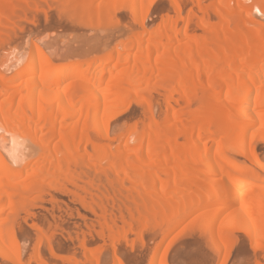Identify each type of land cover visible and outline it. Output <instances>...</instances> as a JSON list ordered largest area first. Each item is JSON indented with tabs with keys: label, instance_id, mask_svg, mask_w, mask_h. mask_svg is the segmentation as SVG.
Instances as JSON below:
<instances>
[{
	"label": "bare ground",
	"instance_id": "bare-ground-1",
	"mask_svg": "<svg viewBox=\"0 0 264 264\" xmlns=\"http://www.w3.org/2000/svg\"><path fill=\"white\" fill-rule=\"evenodd\" d=\"M166 1L0 0V45L47 2L67 6L82 24L112 23L115 10L131 16L123 40L93 63H56L32 44L27 66L13 79L0 74L3 139L40 149L16 169L0 155L1 264H53L58 240L48 216L63 207L77 219L88 264H102L96 255L110 256L109 245L115 264H125L116 255L130 234L142 238L154 227L166 237L200 212L189 223L201 224L216 251L230 253L241 232L263 264L264 21L255 14L264 19V0ZM132 107L133 121H115ZM46 190L54 192L49 201ZM38 200L48 203L39 204L47 223L34 219L42 224L30 226L35 236L18 223L39 214ZM162 242L146 264H174Z\"/></svg>",
	"mask_w": 264,
	"mask_h": 264
},
{
	"label": "rangeland",
	"instance_id": "rangeland-1",
	"mask_svg": "<svg viewBox=\"0 0 264 264\" xmlns=\"http://www.w3.org/2000/svg\"><path fill=\"white\" fill-rule=\"evenodd\" d=\"M65 1L66 0H61L62 3ZM51 2H50V4H49V2H47V4H46L47 7L45 5L44 11H41V12L33 15L32 17L29 15L28 18L29 17H31V18L19 20L20 23H19V21H17L18 26L16 24L17 27L15 26V29L7 34V39H5L6 37L4 38L5 40L3 39L4 42L3 43L1 42L2 44L0 45V72H1L0 74H6L7 76H9L10 79H13L17 75V73L20 72L19 71L20 68L27 66V64H28V62H27L28 51H29L32 44H36L37 46H39L41 48V50L44 52V54L49 59H51L53 62L62 63V64H64V63L65 64H68V63L87 64L90 62L91 63L95 62L97 60V57L106 53L105 51L111 50L112 47H114L116 43L121 42V40H123V37H125V30L128 28L127 27L128 24H127L126 19L128 17L129 18L131 17L130 13L126 10H115V12L112 15V23L108 22V20H106V22H105V20L102 21L103 19H105V18H102V20H100V21L98 20L97 22H94L96 24H91V23H93V21L87 22V24H86V22L82 24V22L76 20V18L73 15L70 16L67 14L68 10H66L67 8H65L67 6H64L62 9H58L56 7H53L54 5L57 6L56 2H54V3H51ZM155 4L157 7L160 6L161 4L162 5L167 4V7H168V2L166 0H162V1L156 0ZM232 6L234 7V4ZM55 8H56V10H55ZM60 10L63 11V13H65V14L62 15V12ZM169 10H171V9H169ZM171 14H173L172 11H171ZM255 16L258 20L264 21V19H261L262 16L260 14L257 13V14H255ZM72 18H75L76 24H74ZM151 18H153V17H151ZM80 22H81V24H80ZM109 27H111V28H109ZM107 29H109V30H107ZM109 31H110V33H109ZM107 33H109V34H107ZM111 35H112V37H111ZM126 37H127V34H126ZM124 40H125V38H124ZM105 47L108 49H106ZM100 51L103 53L101 54ZM114 64H115L114 62H111V65H114ZM24 80L25 79H21L18 82H15V84H13L12 82L9 81V82H6V85L7 86H12V85H18L19 86V85H21V82H23ZM5 98H6L5 95L0 97V106H1V102ZM19 100H20L19 97H16L13 100L14 104H16ZM135 110H137L136 107H134V108L132 107V108L128 109L127 111H125V113L123 112V114H121L120 116H117L115 118V121L119 120L118 121L119 123L122 124L123 122H125L128 125V120H129V122L132 120V115H133L132 112H134ZM137 111H139V108ZM156 115H158L157 117L163 116L161 113H158ZM127 118H131V120L127 119ZM0 125H1V123H0ZM5 135L6 134H3V132H0V136H1L0 137V139H1V141H0V155H2V157L7 159L6 161L8 162V164L13 169H16L18 167L20 168L21 165L23 166L22 160L24 158L27 157V159L30 160V158L33 156V154H35L36 152L37 153L35 154V156L37 154H39L38 152H40V149L35 148L33 143H31V144L29 143L30 144L29 145L27 143V141L21 140V142H18V145H19V143H21L20 144L21 146L19 145L18 147L17 146L14 147L11 144L9 135H7L6 141L4 140L5 139L4 137H6ZM8 142H10V143L8 144ZM23 143H25V144H23ZM10 147H11V150L13 149L12 150L13 153L11 152L10 149H8ZM12 147H14V148H12ZM261 147L264 150V145ZM263 150L261 151V156H260V158H263V159H261L262 163H264V151ZM230 153L232 154L234 159H237V161L242 162L245 159L244 156L242 154H240L237 150H231ZM8 154H10V155H8ZM31 154H32V156L30 157ZM20 158H23V159H20ZM32 158L34 159V156ZM32 158H31V160H32ZM20 163H22V164H20ZM30 166L31 165H28V166H25L24 168L30 167ZM250 186H252V185H248L247 187H250ZM46 191H45L46 193L43 196V198L45 200L49 201L48 199H51L50 196H52V194L54 192H52L51 190H46ZM38 196L39 195L37 193H33L32 195L27 196V198L29 201L30 200L32 201L33 199H35V197H38ZM43 198H41V199H43ZM35 202H37V201H35ZM39 204L40 205L41 204H43V205L47 204L48 205L47 202L44 203V200H40V201L38 200V203L35 204L36 207H38V209L37 210L35 209V211H37L39 214H37L35 212L36 215H35V213L33 215H31L29 218L30 220H28L27 223H25L22 220L19 221L20 224L18 223L19 226L17 225L19 230L25 228V230H28L29 232H32L34 234V232L32 230H34L33 228H35V227H30V226H33V225L35 226L37 224V222H35V221H38V222L46 225L47 222L44 223L45 220H44V218H42V217H44V215L42 217H40L43 213H46V212L45 211L42 212L43 209L41 211L42 206H39ZM39 207H40V210H39ZM62 209H63V211L66 210L65 207L61 208L60 210L62 211ZM146 209H147V207H146ZM57 210L58 209H56V212H55L56 215L54 213V214H50L48 216V223L50 225H52L51 232L53 231V233H54L53 235H55L54 237L58 240V242H57L58 244H55L56 245L55 248L57 249V254H56L57 257H55L56 260L53 258L54 259L53 264L54 263L55 264H71V262H73V261H71L70 258H74V257H75V259L77 258V261H79V262L82 261L83 264H88L87 251L86 252L83 251L80 243H78L81 241L80 240L77 241L78 236L80 239L83 240L82 235H78V236L74 235L77 233L76 227H78V225H76V221H77V219H75L76 217L73 216L74 219H72L71 215L69 214L70 217L67 218L68 215L64 214V213H67V214L69 213L67 210H66V212L62 211L63 213L61 211H57ZM57 212H60L62 214L61 215L62 217L60 216V218H59L58 215L60 213H57ZM200 213H198L197 215H199ZM51 215H55L54 216L55 219H52L53 217L49 218ZM63 215H66V216H63ZM197 215H195L194 217L192 216V217L188 218L187 220H184L185 222L183 221V223L181 224L179 229H176V231L174 230V232H172L171 235L169 234V236H166V237L163 235V233L160 230H158V229L156 230V229H154V227H149L147 229V231H143L142 238L136 237L134 234L133 235L130 234L127 238L128 240H126L125 243L122 242V244L124 243L125 246L120 244L119 250H121L122 253L119 251L120 254L116 255V257L120 256L125 261V264H146L148 262L147 260L149 258L150 253L155 251L159 246V242L161 240H163V242L161 244V250H164V249L167 250L168 262H171L174 264H236V263L237 264H242V263L243 264H245V263L256 264V261H255L256 260V254L253 251V249H251L252 245H251L249 238H247V236H245L241 232L234 233L233 238L234 237L235 238H234V243L232 246L233 248L231 249L230 253L221 252V254H220V252H218L214 249L213 244H212V239L210 238L207 231H204V230L202 231L203 228H201L202 227L201 224H199L198 222L197 223H195V222L189 223L191 221V219L195 218ZM56 216H57V218H56ZM34 219H36V220L34 221ZM58 219H60V220H58ZM49 220H51V221L49 222ZM42 224L40 225L38 223L37 225L42 226ZM57 224H59L60 227ZM53 225H55V226H53ZM62 226H64V227H62ZM31 228H32V230H31ZM65 228L69 231H67ZM69 228H71V229H69ZM72 229H73V231H72ZM64 230L66 231V233ZM83 230H85V229H83ZM125 231H127V228H125ZM67 232H69V233H67ZM85 232H87V229H86V231H84V233ZM34 235L37 236L36 233ZM68 235H70V236H68ZM133 237L138 238V239L132 240V239H134ZM129 242H130V244H129ZM246 242H247V244H246ZM61 244H63V245H61ZM28 245L31 248V245H33V244L31 243ZM97 246H99V244L92 245V247H95V248ZM239 246H240V248H239ZM58 247H60V248H58ZM92 247L90 246L89 248H92ZM108 247H109V249L107 248V251L108 250L110 251V249H111L110 245ZM65 248H66V250H65ZM58 249L60 250V252L58 251ZM240 249L243 251H240ZM62 250H64V251H62ZM96 250H98V249L92 248V251H96ZM189 250H192L193 257H196L197 260L199 258L200 262L196 261L197 262L196 263V262L192 261L193 257H191L192 254H190V255L188 254V252H190ZM109 251H108V253L110 256H108V257H106L107 255H106L105 250H104V252H102L103 257L101 254H100L101 257L99 254L96 255L97 257L99 256L102 264H115L116 263V258L114 257L113 252H111V251L109 252ZM30 252H32V251L30 250ZM184 252H185V254H184ZM62 254H64V255H62ZM65 254H67L68 257ZM69 256H71V257H69ZM203 256L205 258H203ZM240 257L242 258L243 261L241 260ZM28 258H29V256L26 257L27 260H28ZM66 258L67 259L69 258L70 262H68V260ZM0 260H1V262H0V264H1L2 261H4L1 256H0ZM238 260L241 261L242 263L241 262L239 263ZM250 261H251V263H250ZM82 262L79 264H82ZM263 264H264V262H263Z\"/></svg>",
	"mask_w": 264,
	"mask_h": 264
}]
</instances>
